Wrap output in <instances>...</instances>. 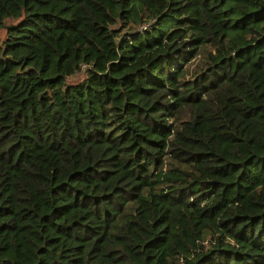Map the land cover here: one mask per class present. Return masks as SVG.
Segmentation results:
<instances>
[{
	"label": "trees",
	"instance_id": "obj_1",
	"mask_svg": "<svg viewBox=\"0 0 264 264\" xmlns=\"http://www.w3.org/2000/svg\"><path fill=\"white\" fill-rule=\"evenodd\" d=\"M1 28L0 264H264V0H0Z\"/></svg>",
	"mask_w": 264,
	"mask_h": 264
},
{
	"label": "rangeland",
	"instance_id": "obj_2",
	"mask_svg": "<svg viewBox=\"0 0 264 264\" xmlns=\"http://www.w3.org/2000/svg\"><path fill=\"white\" fill-rule=\"evenodd\" d=\"M4 35H5V29L4 28H1L0 29V37L3 38ZM195 61H197V60L196 59L193 60V63H195ZM79 78H81V75L80 74L76 75L75 77H70L68 80L69 81H73V80H77Z\"/></svg>",
	"mask_w": 264,
	"mask_h": 264
}]
</instances>
